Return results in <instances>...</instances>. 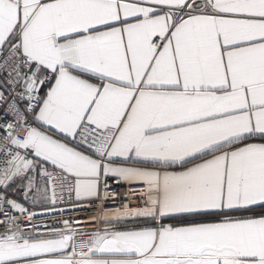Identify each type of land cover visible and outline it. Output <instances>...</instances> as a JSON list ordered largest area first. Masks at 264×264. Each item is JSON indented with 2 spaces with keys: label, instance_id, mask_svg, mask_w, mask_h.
<instances>
[{
  "label": "snow or ice",
  "instance_id": "obj_1",
  "mask_svg": "<svg viewBox=\"0 0 264 264\" xmlns=\"http://www.w3.org/2000/svg\"><path fill=\"white\" fill-rule=\"evenodd\" d=\"M0 264H264V0H0Z\"/></svg>",
  "mask_w": 264,
  "mask_h": 264
},
{
  "label": "built area",
  "instance_id": "obj_2",
  "mask_svg": "<svg viewBox=\"0 0 264 264\" xmlns=\"http://www.w3.org/2000/svg\"><path fill=\"white\" fill-rule=\"evenodd\" d=\"M116 191L119 192L120 194H124L125 189L124 188H118V189H116ZM132 203L135 204L136 201L133 199ZM117 207H119V205L109 204V209L110 210H115V208H117ZM72 215H73V217H75L77 214L76 213H72ZM79 215L84 217V218H88V217L96 215V212H94V211H84V212L79 213Z\"/></svg>",
  "mask_w": 264,
  "mask_h": 264
}]
</instances>
